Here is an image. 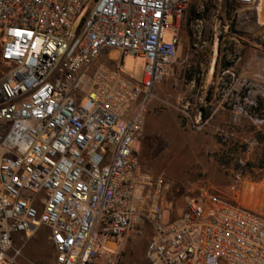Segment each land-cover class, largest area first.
I'll return each instance as SVG.
<instances>
[{
    "label": "built area",
    "instance_id": "1",
    "mask_svg": "<svg viewBox=\"0 0 264 264\" xmlns=\"http://www.w3.org/2000/svg\"><path fill=\"white\" fill-rule=\"evenodd\" d=\"M190 3L0 0V264H20L17 235L41 226L55 264H119L101 248L147 228L149 264H264V213L203 186L173 216L164 175L140 159L154 88L179 56V33L166 31ZM113 50L146 59L142 82L123 60L100 61ZM248 96L234 123L258 108ZM204 118L187 117L198 129L210 126Z\"/></svg>",
    "mask_w": 264,
    "mask_h": 264
},
{
    "label": "rangeland",
    "instance_id": "2",
    "mask_svg": "<svg viewBox=\"0 0 264 264\" xmlns=\"http://www.w3.org/2000/svg\"><path fill=\"white\" fill-rule=\"evenodd\" d=\"M228 1L230 9L205 4L198 14H192L190 3L180 32L175 27L166 31V39L179 33V56L171 74L154 88L140 159L164 175L165 203L173 216L181 215L187 195L203 186L264 213V97H259L264 93V0L237 5ZM197 15L221 24L228 21V31L221 28L218 36L201 35L197 22L189 25V17ZM108 60L109 55L100 59ZM122 60L121 71L142 82L146 59L119 55L114 66ZM7 69L1 65L0 76ZM247 94L249 100L260 98L258 108H249L234 123V106ZM206 115L210 126L201 129L187 119L197 122ZM151 234L147 228L144 233L134 229L127 238L119 236L124 244L119 264H149L145 254ZM35 237L40 240L42 234L17 242L23 245L20 264H54L50 241Z\"/></svg>",
    "mask_w": 264,
    "mask_h": 264
},
{
    "label": "crops",
    "instance_id": "3",
    "mask_svg": "<svg viewBox=\"0 0 264 264\" xmlns=\"http://www.w3.org/2000/svg\"><path fill=\"white\" fill-rule=\"evenodd\" d=\"M234 3H235V5H237L236 2H234ZM205 4L210 9H213L214 7L215 8L217 7L218 9H221V8L230 9V3H229L228 0H191V5H193V9L191 10L190 9L191 7H189V9L191 10L192 14H193V12L198 14V12L202 8H204ZM231 7H234V6L232 5ZM189 9H186V12ZM190 17H189V19H190ZM185 20H186V22H188L187 17H186ZM194 21L197 22L196 25L200 28V30H199L200 34L204 35V36L212 35L214 32H215L214 34L216 36H218L221 28L223 30L228 31V27H229L228 21H226V20L224 21L223 24H221V23H219L217 21V19L204 18V17L197 18V19H194V20H190V22H189L190 27H193ZM180 27H181V25H179L178 30L180 29ZM179 32H180V30H179ZM119 55H121V53L118 50H113L111 52V58H109V60L107 62H105V63L107 65L111 66V67H114V63H115L114 58L119 57ZM157 84H156V86H157ZM38 233H41L42 237H41L40 240H38L37 237H35L36 240L42 241V240L48 239L50 241V243L52 244L53 249H54V264H55L56 251H55L53 242L51 241V238H50L51 229L48 226H41L34 234H36V236H37ZM24 239L25 238L22 235H17V242L20 241V240H24ZM123 246H124V244L123 245L120 244L119 238L113 239V240L108 241L101 248V252L103 253V255H107V254L117 255V254H120V258H121V252L123 250Z\"/></svg>",
    "mask_w": 264,
    "mask_h": 264
},
{
    "label": "trees",
    "instance_id": "4",
    "mask_svg": "<svg viewBox=\"0 0 264 264\" xmlns=\"http://www.w3.org/2000/svg\"><path fill=\"white\" fill-rule=\"evenodd\" d=\"M201 17H202V16H200V15H197V16H191V17H190V20H194V19L201 18ZM1 62H2V65H7L5 61L1 60ZM206 116H207V115H206Z\"/></svg>",
    "mask_w": 264,
    "mask_h": 264
},
{
    "label": "flooded vegetation",
    "instance_id": "5",
    "mask_svg": "<svg viewBox=\"0 0 264 264\" xmlns=\"http://www.w3.org/2000/svg\"><path fill=\"white\" fill-rule=\"evenodd\" d=\"M2 65L1 59H0V66Z\"/></svg>",
    "mask_w": 264,
    "mask_h": 264
}]
</instances>
